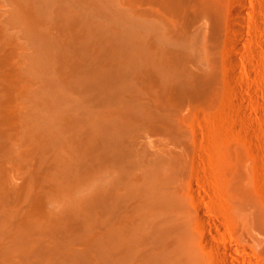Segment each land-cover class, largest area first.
Here are the masks:
<instances>
[{
    "label": "bare ground",
    "instance_id": "6f19581e",
    "mask_svg": "<svg viewBox=\"0 0 264 264\" xmlns=\"http://www.w3.org/2000/svg\"><path fill=\"white\" fill-rule=\"evenodd\" d=\"M12 1L6 22L22 32L23 64L0 54V81H10L9 97L0 93V264H241L242 245L188 179L193 152L179 124L186 101L217 98L206 87L219 73L194 72L197 35L179 27L214 4ZM16 34L0 24V52ZM51 199L61 203L46 209Z\"/></svg>",
    "mask_w": 264,
    "mask_h": 264
},
{
    "label": "rangeland",
    "instance_id": "374dc122",
    "mask_svg": "<svg viewBox=\"0 0 264 264\" xmlns=\"http://www.w3.org/2000/svg\"><path fill=\"white\" fill-rule=\"evenodd\" d=\"M211 2L216 9L204 13L203 18L195 17V11L189 10L185 16L188 13L190 17H182L179 23V27L186 25L197 35L190 64L194 72L200 68L219 73L218 80L208 84L211 88L206 87L211 91L206 96H216V100L209 101L202 109L186 101L181 111L185 121L179 124L189 132L193 152L188 179L195 191L205 194L210 213L225 220L224 232L242 245L241 264H264V0ZM143 3L144 0L142 7ZM242 4L246 5L244 9ZM147 6L148 1L144 3ZM13 9L12 0H0V24L9 34L17 32L14 36L17 42H10L0 52L8 53L12 65L23 64L18 46L24 42L22 32L6 22ZM241 14L246 20L243 24ZM194 17L199 18L195 23ZM229 63L233 64L235 73L231 72ZM4 82L10 84L8 80L0 81V93L9 97ZM14 93L21 99L16 106L29 103L21 91ZM7 109L16 114L20 108ZM3 124L10 131L9 125ZM15 132H19L18 128ZM6 166L9 178L23 185L26 177L16 178L17 170L10 164ZM100 176L98 173L91 182L99 183ZM241 192L251 202L249 206L240 203ZM60 203L51 199L46 209Z\"/></svg>",
    "mask_w": 264,
    "mask_h": 264
}]
</instances>
